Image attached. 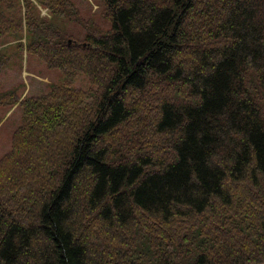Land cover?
I'll use <instances>...</instances> for the list:
<instances>
[{
    "label": "trees",
    "instance_id": "1",
    "mask_svg": "<svg viewBox=\"0 0 264 264\" xmlns=\"http://www.w3.org/2000/svg\"><path fill=\"white\" fill-rule=\"evenodd\" d=\"M18 1L24 15L14 7ZM100 2L107 30L83 22L73 0H0V38L20 40L24 19L26 52L69 72L84 60L103 85L87 120L74 115L83 98L59 85L20 100L23 121L1 160L21 149L63 157L50 167L58 179L51 175L43 186V178L36 180L45 191L34 197L37 223L0 201V264H95L104 243L92 238L78 202L97 215L107 240L122 242L126 229V253L116 246L109 253L126 264H264V215L239 219L242 237L221 229L222 211L248 202L229 196L228 184L264 179V0H213L215 8L211 0ZM38 5L52 18L40 16ZM200 19L206 23L198 27ZM73 22L90 26L82 43L68 39ZM213 42L218 47L209 49ZM154 75L172 92L154 100L160 101L155 121L132 120L144 140L113 137L131 118L128 92L144 90ZM15 177L8 179L12 187L0 188L1 197L17 189ZM249 211L255 212L251 204ZM197 218L207 229L196 226ZM139 226L159 237L141 242L144 233L128 247L129 230Z\"/></svg>",
    "mask_w": 264,
    "mask_h": 264
},
{
    "label": "rangeland",
    "instance_id": "2",
    "mask_svg": "<svg viewBox=\"0 0 264 264\" xmlns=\"http://www.w3.org/2000/svg\"><path fill=\"white\" fill-rule=\"evenodd\" d=\"M73 1L75 6L79 9L80 18L83 22L94 23L93 25L98 26L102 30L109 29L110 22L103 15V4L100 0ZM166 1L167 0H156L158 4H164ZM33 3L35 4V2ZM211 5L213 8L218 6L214 4L213 0H211ZM223 6L219 8L220 14L225 10ZM14 7L20 9L24 15V3L18 1L14 4ZM225 7H227V5ZM37 9L40 12V16L48 19L52 18L50 10L47 7L38 5ZM220 18L221 17L215 18V21L213 22L214 26ZM194 23L199 27L204 25L206 22H204L203 19H200L196 20ZM209 23L210 20H208L207 24ZM89 28L90 26H85L83 23H70L66 32L72 36L68 39H71L73 43H82V39L89 31ZM20 31L23 36L20 40L9 36L0 38V188H3L5 184H7L8 187H12V183H8L9 177H13L14 180H18L15 177L17 174L20 178L15 185L17 186V189H14L11 191L12 193L8 194H6L7 190H5L6 192L2 195V197L0 196V201L4 203L5 207H12V210L25 212L29 215L32 214V222L30 220V224H35L37 223V213L39 212V207L38 203L34 201V197L37 195V198L38 196H42L43 198V194L45 193V191L43 194L41 193L44 188H40V184L36 180L38 178H43V181H41V186H43L45 181H48L51 175H55L54 178L58 179L59 174L57 173V170L51 174L50 167L53 165L61 166V157L63 156H61L58 160L54 156L51 157L52 153H48L47 150H45V153L43 151L34 153L31 149H21L14 154V151L10 152L6 160H1L8 150L13 147V134L16 128L23 121V112L20 100L23 97L40 96L46 93L49 89L53 90L55 85H59L56 87L61 86L59 88L60 90L65 88L66 90H69L71 95H79L80 99L83 98L80 100L82 102L81 112L78 111L79 107L75 106L76 110L74 115L79 118L84 116L87 120L91 115H93L95 105L99 102V99L93 95H97L103 85H100L88 73L87 69H89V65L88 63H84V60L74 63L73 66H75L76 69L72 67V70L69 72L62 70L59 67L46 64L45 61L35 53L26 52L23 47L25 44L24 34L27 32L24 19L21 20ZM207 46L209 49H216L218 44L213 42ZM79 53L82 55L81 52ZM186 62L189 63L188 61ZM162 78L163 77L154 75L151 82L144 90L128 92L126 105L130 110L131 118L128 119L124 125H121L118 132L114 133L113 137L121 139V136L123 135L128 138L132 136L135 141L144 140L142 138L139 139L140 130H135L132 127L131 122L134 119L142 117L145 119L146 125H149L147 122L150 123L155 121V118L159 114L158 102L160 101L155 102L154 100H156L160 93L168 94L172 92L165 89L167 87H164L160 83L157 85V81ZM176 89L181 90V87L177 85ZM180 95L182 96L181 91ZM161 96L162 95H160V97ZM11 99L12 101H10ZM151 101L152 103L149 105ZM62 115H64L63 112ZM52 150L55 151L54 149ZM59 150L63 154L61 145H59ZM55 152L57 154L59 153L58 151ZM15 171H17V173H15ZM256 178L259 180L254 181L251 177H248L247 179L244 178L228 184L227 193L229 196L230 194L231 196H235L234 193H236L240 197L245 196L248 202L243 203V205H241L238 209L231 208L230 210L222 211L223 213H227L224 216V219H226L223 220L224 223L221 225V229L224 234L225 232H228V235L235 233L237 236L242 237L245 235V226H242V223L240 226L237 224L239 219L246 216L249 217V215H254L255 213L256 215L253 218H258L259 221L264 215V179H262L260 174H257ZM250 181H252V183H250ZM254 183H256V185ZM257 187H259L260 190H257ZM33 188H37V191H32ZM45 188L47 189V187ZM23 198H26V203L24 205L22 202ZM250 204L255 210L253 213L249 211ZM77 206H79L77 211L83 216L82 220L84 219V214L87 215L85 221L89 222L88 228L91 230L90 233L92 234V238L98 237V239L104 243V246L98 247L95 250L99 253V255L103 256L101 259L95 258V264H126V257H124L123 260H118L114 257V255L112 256L109 254L111 250L114 249L113 246H116L120 251L126 253V229L124 230L125 237L122 242H116L109 238V240H107L104 235V229L101 228L97 230V227L101 222L97 215L95 213L90 215V211L85 210V208H83L84 206L80 205V202H78ZM80 209H82L84 213H82ZM217 209L218 208L213 209L210 213L214 214ZM14 215L15 213L13 211V216ZM204 222H206V220L200 218H197L194 221L196 226L198 224H203V230H205L207 227ZM156 229L157 226L154 230L156 231ZM254 230L256 231L257 227H255ZM144 233L147 234L144 238L140 239L141 242L148 237H151L152 241H154V238L159 237L153 230L145 229L141 226L135 227L128 232V247H132L133 243L137 242ZM258 239L261 238L259 237ZM91 246L93 247V244H91ZM102 248H109V252L103 251ZM92 254V250L88 251L90 263H94V260L91 258ZM142 258L145 259L146 257Z\"/></svg>",
    "mask_w": 264,
    "mask_h": 264
}]
</instances>
